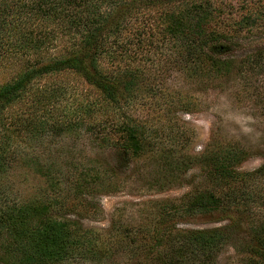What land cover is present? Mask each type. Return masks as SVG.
<instances>
[{
	"label": "trees",
	"instance_id": "obj_1",
	"mask_svg": "<svg viewBox=\"0 0 264 264\" xmlns=\"http://www.w3.org/2000/svg\"><path fill=\"white\" fill-rule=\"evenodd\" d=\"M165 4L171 8L166 10ZM142 6L157 11V40L160 46H171L169 50L164 47L165 51L156 48L163 54L162 59L180 66L188 77L213 81L232 73L264 71V50L248 54L242 61L225 56L234 36L222 29L225 25L207 0H0V65L15 70L9 81L0 84V184L8 177L12 164L10 149L16 129L37 138L47 130L73 131L84 124L100 146L120 150L122 158L157 154L164 172L188 170L201 159L204 176L212 188L194 192L180 203H163L153 226H142L137 231L140 242L135 244L131 238L124 243V251L137 256L142 249L141 264H215L244 214L249 220L245 226L249 258L255 264H264V188L263 193L248 190L251 184L264 181V163L253 171H239L248 152L231 143L214 144L202 157L175 159L174 150H162L147 123L129 113L140 97L145 75L141 65L132 64L130 55L131 46L134 51L143 49L145 31L139 30L141 26L135 28L139 21L134 17ZM260 18L249 15L235 24L238 29L255 27ZM129 34L137 36L130 46L125 42ZM106 58L111 60L110 68L105 67ZM123 60L130 64L122 67ZM65 72L81 77L98 98L79 104L60 121L56 118L59 114L53 115L49 106L60 90L33 89V84ZM28 97L34 110L29 118L5 114ZM38 111L50 118L38 116ZM15 121L16 126L11 124ZM109 174L108 169L92 166L77 177L72 191L74 207L70 205L68 210L78 213L83 208L87 212L88 205L79 199L81 192L109 183ZM50 191L53 194L46 199L24 202L0 191V264H63L75 259L104 264L112 247L63 215L62 209L69 206L66 198ZM216 212L229 219L227 231L173 229L176 219Z\"/></svg>",
	"mask_w": 264,
	"mask_h": 264
},
{
	"label": "rangeland",
	"instance_id": "obj_2",
	"mask_svg": "<svg viewBox=\"0 0 264 264\" xmlns=\"http://www.w3.org/2000/svg\"><path fill=\"white\" fill-rule=\"evenodd\" d=\"M207 1L216 9L218 18L225 25L222 29L234 36V41L225 49L227 58L242 61L246 55L264 50V0ZM164 8L167 10L171 7L165 4ZM249 15L261 17L257 25L238 29L235 23ZM134 17L139 21L135 28L141 26L139 30L145 31L143 36L137 30L134 32L140 38L142 36L144 42L142 50L134 51L131 46L130 55L132 64L141 65L145 75L140 97L129 109L131 116L146 122L155 142L166 152L173 149L175 159L202 157L213 149L214 144L231 143L248 152L245 160L239 164V171H253L262 165L264 71L243 72L241 75L232 73L227 78L213 81L201 77L192 79L181 71L180 66L163 60V54L157 51L156 48L165 51L167 48L164 47H168V50L171 47L169 44L160 46L158 42L157 11L142 6ZM135 37L129 34L126 44L130 46L136 43ZM106 60L105 67L110 68L111 60ZM129 64L124 60L120 63L122 67ZM14 72L10 66L0 65V84L9 81ZM35 88H44L48 92L60 90L58 100L49 104L53 115L59 114L56 118L60 121L79 104L84 105L98 98L90 85L71 72L43 78L33 84ZM32 95L30 93L29 96ZM30 100L31 97H28L25 103L15 104L5 114L29 118L34 113ZM166 103L173 105L167 106ZM38 112V116L50 118L46 113ZM11 124L16 126V121ZM10 151L12 164L8 177L0 184V191L20 202L46 199L53 194L50 190L65 197L69 206L62 209V214L78 221L84 229L99 236L101 243L112 247L111 256L104 264H141L142 249L139 248L141 251L137 256L128 254L124 251V243L131 238L135 244L140 242L137 231L142 226H153L163 203H180L194 192L212 188L211 182L204 176L201 159L194 161L188 170L164 172L157 154L140 159L122 158L120 150L100 146L84 124H79L73 131L47 130L37 138L29 137L23 129H16ZM92 166L110 170L111 180L81 192L79 199L88 205L87 212H83V208L78 213L71 212L68 208L70 205L74 207L75 194L72 191L77 177ZM263 188L264 181L260 180L251 184L248 190L262 191ZM241 217V225L233 229L231 239L219 251L215 264H255L256 261L249 258V237L245 233L249 220L244 214ZM174 222L173 229L178 231L226 230L230 224L225 214L218 212L176 219ZM63 264L99 262L75 259Z\"/></svg>",
	"mask_w": 264,
	"mask_h": 264
}]
</instances>
